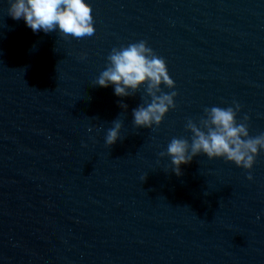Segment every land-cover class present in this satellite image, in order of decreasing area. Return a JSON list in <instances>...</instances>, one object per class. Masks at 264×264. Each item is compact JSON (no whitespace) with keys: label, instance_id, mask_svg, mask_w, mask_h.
I'll return each instance as SVG.
<instances>
[{"label":"water","instance_id":"95a60500","mask_svg":"<svg viewBox=\"0 0 264 264\" xmlns=\"http://www.w3.org/2000/svg\"><path fill=\"white\" fill-rule=\"evenodd\" d=\"M89 3L97 39L78 41L33 32L0 0V264H264V149L251 170L201 153L182 175L159 156L191 141L205 107L239 102L237 121L264 133V0ZM140 40L177 93L152 128L133 124L147 85H93Z\"/></svg>","mask_w":264,"mask_h":264},{"label":"clouds","instance_id":"9594fccd","mask_svg":"<svg viewBox=\"0 0 264 264\" xmlns=\"http://www.w3.org/2000/svg\"><path fill=\"white\" fill-rule=\"evenodd\" d=\"M9 5L8 14L15 20L23 18L33 32L58 30L65 38L78 41L97 39L89 0H9ZM107 60V68L93 85H114V93L120 97L132 96L141 86L147 85L144 103L133 109V124L137 128L160 125L170 109L176 107L174 98L177 93L164 92L161 87H175L166 60L149 47L146 40L113 48ZM147 97H151L150 102ZM233 103L234 107H205V115L199 119V124L188 119L185 127L192 133L191 141L173 137L166 150L159 153L160 157H170L173 172L182 175L181 165L190 163L201 153L210 159L224 158L244 169L253 168L260 150L264 149V133L250 135L249 118L245 116L238 122L241 105L236 101ZM121 106L127 108L126 104ZM122 128V120L113 121V127L107 130L105 137L107 145L111 146L120 139ZM248 179H253L250 171Z\"/></svg>","mask_w":264,"mask_h":264}]
</instances>
